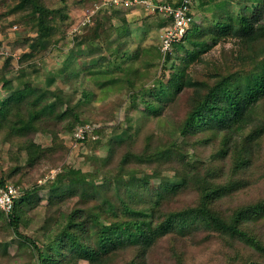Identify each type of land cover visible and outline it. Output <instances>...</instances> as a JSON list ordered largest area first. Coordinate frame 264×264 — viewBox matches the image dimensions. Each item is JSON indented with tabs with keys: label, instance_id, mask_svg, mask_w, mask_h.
I'll return each instance as SVG.
<instances>
[{
	"label": "rangeland",
	"instance_id": "obj_1",
	"mask_svg": "<svg viewBox=\"0 0 264 264\" xmlns=\"http://www.w3.org/2000/svg\"><path fill=\"white\" fill-rule=\"evenodd\" d=\"M19 1L0 0V46L10 53L1 58L0 67L7 57L13 58L2 74L13 88L3 86L0 76V107L3 101L17 103L10 99L11 93L25 82L38 88L56 85L68 93L73 91L71 104L67 99L66 103L57 100L44 110L25 97L18 107L28 116V125L13 128L23 131L22 135L9 139L0 130V179L18 187L17 201L28 195L27 202H21L25 208L22 233L45 249L48 237L58 233L77 212L74 220L84 224V230L79 227L81 235L88 237L101 264L264 263V88L253 89V97L245 100L246 83L230 78L237 70L264 69L263 0H195L192 39L204 45L194 49L193 43L185 41L183 49L173 51L169 62L176 66L166 72L161 35L170 21L143 3L119 11L120 5L109 0H39L48 8V29L59 35L45 52L22 62L29 44L39 40L45 29L39 9L25 3L14 10ZM11 9L12 13L5 14ZM116 26L125 27L123 35L115 34ZM102 27L105 35L109 30L112 33L100 44ZM125 40L136 53V60L128 62L127 68L108 74L91 68L99 66V53L103 52L102 58L109 47ZM67 54L75 58L81 75L86 74L98 88L85 102L79 99L76 80L65 76L63 59ZM178 70L182 75L175 79ZM220 75L224 84L240 92L234 101L242 104V116L224 113L228 121L219 126L211 114H205L198 129L179 134L175 128L183 125L191 106L215 87ZM159 78L165 83L163 88L145 96L138 93L133 99L128 80L139 90L154 88ZM183 80L191 83L178 87ZM144 100L156 105V110H149ZM222 102L225 105L227 100ZM67 104L104 126L96 150L86 160L79 159L86 145L73 137L72 110ZM43 113L46 117L36 122ZM27 139L42 151L40 158L24 148ZM186 156L198 165L197 174L209 173V181L221 184V188H211L204 202L216 215L190 212V207L203 205L191 178L180 186L172 184L182 181L191 166ZM68 167L91 171L99 186L90 190L78 187V193H68ZM215 167L221 171H213ZM231 182H235L232 191L222 186ZM8 216L0 207V264H37V250L14 232ZM235 217L237 226L258 244L234 232L231 221ZM128 221L134 222L130 224L134 233L119 227ZM109 227L113 229L109 231ZM104 232H109L105 239ZM72 252L67 249L64 262L56 264H68ZM73 255L72 264L89 262L80 253Z\"/></svg>",
	"mask_w": 264,
	"mask_h": 264
},
{
	"label": "trees",
	"instance_id": "obj_2",
	"mask_svg": "<svg viewBox=\"0 0 264 264\" xmlns=\"http://www.w3.org/2000/svg\"><path fill=\"white\" fill-rule=\"evenodd\" d=\"M181 0H174V1H167L173 5H178ZM262 1V0H261ZM264 2V0H263ZM26 5L29 7H33L34 9H39L40 11V21L42 22V25L44 26L45 33L39 38V40L32 42L29 44L30 51L25 52L22 57L21 61L23 62L25 59L29 58H34L40 55L41 53L45 52L47 49H49L52 41L58 36V31L57 30H50L48 29V24L46 23L45 19L48 16V8L45 7L46 12L42 4L40 3L39 0H20L16 5L14 4V10H18V7L20 5ZM129 6H119L118 10H127ZM123 8V9H122ZM13 9L10 11H6L5 14H10L12 13ZM30 17V15H29ZM27 17V18H29ZM165 19V17H163ZM166 20V19H165ZM167 21V20H166ZM162 25L161 28L163 29L167 22ZM193 23L194 20L191 22L190 27L187 29V31L184 33V35L177 40H174L171 44V48L168 49L165 53V60L166 63L163 64L164 67V72L169 68L171 70L176 66V64L172 61V63L169 62L173 60V51H178V49H183L184 48V42L189 41L190 43H193L194 49L196 47H201L204 45V43H201L199 41H194L192 39V34H193ZM243 23L245 26H247V20L243 18ZM262 29L264 28V25L261 24ZM100 33H101V39H98V42L100 44H103V38L108 39L110 30L108 31L107 34L105 35V28H99ZM125 27L124 26H116L114 27V32L117 35H123L125 32ZM259 34L257 33L254 35V37H257ZM123 38V37H122ZM120 45H114L109 47L108 50V55H105L104 57L101 58L100 55V61H99V66H94L91 67L93 68L94 71L99 72V73H112L114 71L119 72V70L127 68V63L133 60H136L135 57V52L130 51V48L128 47V41L125 40V42L120 41ZM123 43V46H121ZM123 47V48H122ZM107 48V47H106ZM104 51V50H103ZM107 52V51H106ZM199 51H196L192 58H195L197 53ZM12 57H7L5 60L4 66L0 67V76L4 80V85L6 88H13L12 82L9 81L2 75L5 73V68L7 65L11 64ZM66 64V75L69 77V80H76L75 81V88L77 91H79V99L81 102L87 101L91 96H94L95 93L97 92V89L92 82L87 79V75L83 74L81 75L78 67H77V62L75 61V58L71 56V54H67L65 58L63 59ZM1 62V58H0ZM185 62V60L183 61ZM23 73L25 74L26 71L23 69H20ZM221 72V71H220ZM59 75H61L60 71H57ZM264 74V69L259 71L257 69L250 68L246 71L244 70H237L234 73H231L230 78H236L239 80H242L246 83V86L248 91L245 92V95L243 98L245 100H248L250 97H253V89H258L261 91L264 88V79L262 78V75ZM180 75H182V71L178 70L176 73L173 74L174 78H178ZM120 77V76H119ZM185 79V78H184ZM56 79L54 78L53 80L49 81L48 84H52ZM67 80V78L65 79ZM225 78L220 75L219 79L216 82V85L208 94L205 96L199 98L197 102L191 106L188 115L183 123V125L180 128H175V131H177L179 134H184L187 135V133L191 129H198L199 127V121L200 119L204 118L205 114H211L212 119L215 121L216 124L219 126H223L224 124L227 123L228 119L224 118V113L230 114L231 117H241L242 112H243V106L242 104H235V99L240 92H236L235 89H231V87L227 86V83L224 84ZM191 83V81H189ZM189 82L186 80H183L180 83V86L177 85L178 87H185L189 86ZM127 85L130 87L134 98L136 99L135 96L138 95V93L147 94L148 92L156 93L158 88H163L165 86V83H163V79L159 78L156 80V82L153 84L154 88L149 87L146 89H139V90H134L132 84L130 81H127ZM75 90V91H76ZM74 91V93H75ZM76 91V92H77ZM73 92V91H72ZM71 93H68L65 91L63 86H48L45 88H38L34 87L31 85V82H25L22 87L15 88L13 89L10 99L16 101L17 103L11 104L10 102L5 103L4 101L2 102V106L0 107V130L5 131L6 133V138L12 139L13 135H18L21 136L23 131H14L13 128L19 124L21 125H28L29 118L27 115H25L21 109L18 107L19 101H22L27 97L28 101H30L31 104L40 106V110H44L47 108V106H50V104H54L57 100H61L65 102V99L68 100V102L71 104ZM163 96L165 98L168 97L167 93H164ZM233 97L231 100H228L229 97ZM222 99L227 100V103L225 105L222 102ZM147 102V106H149V110L155 111L157 106L152 105L148 100H144ZM66 103V102H65ZM68 108L72 110V132L76 125L78 124H84V123H91L95 126V133L98 135L97 139H91L86 137L83 139L81 142L86 145V151L79 152L80 158L86 160L92 151H95L98 144H99V135L100 133L103 132V125L100 122H97L95 120H92L90 118H86L83 116L82 113L75 112L74 106H71L69 104ZM228 106V108L226 107ZM226 109V111H222ZM46 117V114L43 113L40 116H37L36 122L41 121ZM20 132V133H19ZM28 143L25 145L24 148L29 149L32 155L37 156V158H40L42 155V151L39 152V150L34 149L35 142L32 139H27ZM113 141V140H112ZM110 141V143L112 142ZM173 144H169L173 146ZM187 157V156H186ZM187 163H190L191 166L186 170L184 177L182 178V181H172V184L176 186H180L188 181V178H191L192 183L195 185L197 190L200 192L201 197H202V203L200 207L198 206H192L190 207V212L193 211H198L201 212L205 217L213 216L216 215L214 211H212L208 206L204 204V202L207 201L208 196L210 195L209 191L211 188H221V184L215 183L211 178V181L208 180L207 177H209V173L206 174V176H203L201 174H197V169L198 165L193 164L192 161L187 157ZM204 164L202 163V166ZM208 165V164H206ZM194 169V170H193ZM213 171H221L219 168H214ZM213 175L210 174V177ZM96 175L92 173L91 171H83L82 169H78L76 167H68V172H67V181L69 183V191L68 193L70 194H76L78 193L77 188L80 187L82 190H90L93 187L99 186L95 182ZM6 184L5 179H0V186ZM179 184V185H178ZM49 185H52V183H49ZM222 186H227V188H232L230 191L234 190L235 182L228 183V185H222ZM227 191V190H226ZM228 191V192H230ZM28 198L27 193H25L22 197V199L19 201H15L14 206L12 210L8 213V220L7 223L9 226H11L14 230V232L21 237L22 241L28 242L30 245L32 244L33 247L37 250L38 252V260L37 264H56L58 262H62L63 259L62 257L65 255L67 249L72 252V255L70 257V261L68 264H72L71 260L73 258V253L78 254L80 253L82 257H85L89 260L88 263L86 264H101L100 262V257L96 253L95 250H93L92 245L89 243V239L87 236H82V231L79 229L81 226L84 230V224L79 221H75L74 219L77 218V212H74L71 217L67 219V223L63 225V227H59L60 231L56 233L55 235H51L48 237V241L44 242L45 249H42L35 240L28 235H24L20 229L21 223L23 222L22 220V214L25 211V208H23L21 202H27L25 201ZM131 223H134L133 221H128L123 224H119V227H125L129 233H134L131 229ZM232 228L234 232L243 235L246 237V239L253 245L258 244L257 241L250 235H247L246 232H244L242 229H240L237 225L239 224L238 218H234V221H231ZM77 227V231L75 229ZM110 228V227H109ZM113 228H110L109 231H111ZM116 229V228H114ZM109 232H104L103 233V238L105 239ZM103 240V239H102ZM105 242V240H103ZM64 262V261H63ZM244 264H264L256 261H248L247 263L245 262Z\"/></svg>",
	"mask_w": 264,
	"mask_h": 264
},
{
	"label": "built area",
	"instance_id": "obj_3",
	"mask_svg": "<svg viewBox=\"0 0 264 264\" xmlns=\"http://www.w3.org/2000/svg\"><path fill=\"white\" fill-rule=\"evenodd\" d=\"M195 0H181L178 5H173L169 2L152 3L146 0H109L110 3L129 6L132 4H145L152 12H158L162 17L169 22V25L164 29L162 36V48L164 52L171 48L174 40L180 39L191 22L194 20L193 5ZM9 52L0 46V58L9 56ZM73 137L75 141L81 142L86 137L97 139L98 135L95 133V126L91 123L78 124L73 130ZM20 195L18 187L13 183H6L0 186V207L9 213L17 197Z\"/></svg>",
	"mask_w": 264,
	"mask_h": 264
}]
</instances>
